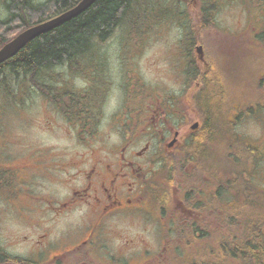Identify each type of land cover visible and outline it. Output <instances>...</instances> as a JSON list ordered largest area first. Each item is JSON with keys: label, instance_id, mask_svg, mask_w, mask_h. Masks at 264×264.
I'll return each mask as SVG.
<instances>
[{"label": "rangeland", "instance_id": "374dc122", "mask_svg": "<svg viewBox=\"0 0 264 264\" xmlns=\"http://www.w3.org/2000/svg\"><path fill=\"white\" fill-rule=\"evenodd\" d=\"M34 1L44 3L48 0ZM3 2L5 0H0V12ZM241 6V2L223 5L219 9L216 25L207 29V33H213L206 35L203 32L202 37H210L208 40L210 44L213 42L217 45L219 41L225 45L221 38L218 40L214 37H223L215 31L226 29L239 32L248 29L252 21L246 18ZM189 15L185 0H134L113 35L107 41L96 45L91 55L83 58L85 61L79 69H69L64 66L50 70L51 74H54L50 77L64 79L55 82L56 89L83 94L85 102L89 99L86 97L90 94L89 90L94 91V88L103 96L102 102H96L98 116L99 113L102 116L97 123V131L88 130L82 125L79 128L69 123L65 115L58 111L55 102L39 90L36 91L37 88L31 81L25 80V76L0 77V165L10 170L13 166L29 164L28 168L15 176L16 187L7 184L5 187L7 191L0 194V241L7 252L34 258L31 246L34 240H39L44 233L42 212L51 203L47 200L63 201L67 198L70 189L81 186L83 181L81 172L90 167L92 150H96L95 153L99 154L102 150L108 151L121 144L123 138L128 135L126 132L133 130L130 128L133 126L131 120L134 118L132 111L143 110L141 107L143 99H150L147 104L151 105L152 101L166 112L160 115L166 118L161 127L164 133L159 132L152 137L149 131L144 132L134 142L133 148L142 149L145 142L150 140L148 157L154 158L157 164L147 169L156 170L153 176L157 180L162 176L160 158L166 156L162 151L163 143L167 144L173 138L171 127L189 128L197 121L200 116L198 107L201 105L196 101L206 92H203L201 86L184 84L181 79L180 70L183 72L186 64L180 56L184 55L185 48L194 47L197 41L194 37L190 36L186 39L183 36V26L188 28V32H192V28L196 27L199 30L202 26L196 21V9L193 12L195 18H189ZM184 19L187 22L184 23ZM260 24L258 19L254 20L257 29H260ZM223 45L219 46L223 47ZM87 65L89 72L91 73L92 70V74L95 72L97 76L100 75L98 80L103 79V81H95V83L91 81L93 79H87L84 75L86 71L84 66ZM186 93L190 94L188 98L191 103L186 104L185 110L183 97ZM173 98H175V108L178 109L174 113H172L174 104L171 105L168 101V99L174 100ZM202 103L212 113L221 108L214 97H204ZM188 108L195 116L188 114ZM92 110L90 115L97 116L95 109ZM232 113L227 114L225 123L222 118L218 126L224 128L223 124L231 123V126L226 125V127L232 129L235 127L237 133L249 139L246 142L252 145L258 154L263 153L264 120L261 122V117L258 119L242 112L241 114L237 112L234 118ZM162 121L163 117L157 121L159 128ZM234 122L236 123L233 125ZM150 123H154L151 117ZM161 136H164L165 140H162ZM262 179L264 181V178ZM256 185H259L258 181ZM158 190L157 182L156 191ZM86 208L87 205L81 204L63 215L59 224L52 230L50 238L54 237V241L59 240L61 237H56L65 230V226L78 220ZM15 209L21 217L31 221L16 218L17 216L12 214ZM146 210L151 214L126 215L119 221V225L126 231L125 235L133 237L127 254L131 255L136 250L141 251V254L134 259L128 256L127 263L123 260L122 264H146L154 261L150 259L154 254L159 259V254L161 258L162 253H166L165 247L174 239L172 237L174 235L170 237L162 227V223L153 218L159 216L157 211L153 212L147 207ZM6 212H10L11 215ZM215 224H213L214 228ZM119 242H121L119 239L112 242V248H119L117 244ZM58 249L60 246L54 247V251Z\"/></svg>", "mask_w": 264, "mask_h": 264}, {"label": "trees", "instance_id": "16d2710c", "mask_svg": "<svg viewBox=\"0 0 264 264\" xmlns=\"http://www.w3.org/2000/svg\"><path fill=\"white\" fill-rule=\"evenodd\" d=\"M80 1L48 0L44 3H35L34 0H5L1 3L0 12V48L28 27L67 11ZM133 1H95L79 15L37 36L15 55L2 61L0 77L25 76V80L31 81L37 88L36 91L39 90L55 102L70 121L81 122L84 128L97 131V123L102 116L100 113L98 116L97 106L94 107L93 100L88 99L85 102L83 94L56 89L55 82L64 79L50 77L54 75L50 70L64 66L79 69L85 61L83 58L91 55L96 45L107 41L113 35ZM210 6L208 1L200 0L194 9L197 13L196 21L202 26L199 30L198 27L192 28V32H188V28L183 26L185 30L183 36L186 39L190 36L196 38L194 47H189L193 53L198 44L204 45L209 72L208 81L201 86L203 92H206L200 97L216 98L221 108H218L215 114H209V117L207 115L204 128L192 135L190 140L185 141L176 156L170 154L161 157L162 176L160 172L161 177L150 182L148 187L161 207L162 216L163 212L177 214L163 221L167 228L165 232L174 235L172 237L175 240L164 254L165 260L149 264H264V189H259L253 184L248 169L256 160L254 149L242 141L232 127H226L231 126V123L226 125L222 123L224 128L217 126L220 125L219 118L224 115L225 123L230 112H233V117L237 112L258 117L256 113L264 110V86L261 87L264 82L260 81L264 76V51L256 60L250 59L251 53L242 54L239 60L241 67L239 80L234 85L225 82L220 84L217 80L222 77L219 76L222 73L218 71V65H224L226 61L217 62L214 51L216 45L210 44L208 41L210 37H202L203 24H207L208 28L216 25L217 20ZM247 7L248 10L251 9L249 4ZM185 21L184 19V23ZM246 42H249V39L241 37V44ZM244 47L264 48V45L252 47L247 43L241 45V48ZM259 62L260 67L256 64ZM84 67L86 68L84 75L91 77L88 65ZM189 70L192 72L194 83L196 79L202 80L201 66L198 62L192 61ZM252 73L255 74L252 76ZM98 81L101 82L103 79H97L96 82ZM97 92L98 90L95 92L89 90L90 94L86 97L95 93L97 97L100 96L98 101L100 103L103 96ZM94 100L97 102V98ZM92 108L95 109L97 116L90 115ZM137 123L138 120L134 125ZM219 131L223 132L222 136L218 135ZM189 166L192 167L190 172ZM12 179L11 172L0 165V193L7 191L5 187L7 184L11 185ZM152 183H155L154 188L151 187ZM175 186L181 189V202L177 205L195 206L201 210L199 214L189 216L183 212L180 214L178 209L166 210L168 203L174 202ZM222 191L223 199L218 197ZM205 200L207 204L204 206ZM219 222L223 223V228L215 229L213 224ZM208 224L206 230L205 226ZM0 264L39 263L11 256L0 244Z\"/></svg>", "mask_w": 264, "mask_h": 264}, {"label": "flooded vegetation", "instance_id": "af4514ba", "mask_svg": "<svg viewBox=\"0 0 264 264\" xmlns=\"http://www.w3.org/2000/svg\"><path fill=\"white\" fill-rule=\"evenodd\" d=\"M185 1L189 8V18H195V16L192 14L194 12L193 6H198L200 0ZM206 1H208V3L211 5L210 7L213 8L215 18H218V13L220 11L219 9H221L223 5L241 2V8L243 7V11L246 13V18H250L252 21L250 23V27L243 31H215L218 35L222 34L221 36L223 37H214L218 40L221 38L225 44L223 45L222 42L219 43V41H217V45L215 44L216 46L214 51L217 55L216 60L217 62L226 61L224 65H218V71H221L222 73V75L219 74V76L222 77L217 81L220 84L225 82L234 85L240 78L241 67L239 60L242 57V54L245 53L247 55L251 53L250 59L256 60L260 57V55H262V52L264 51V48H241V45H246L247 43L252 45V47L264 45V0ZM248 4L251 7L250 10L247 9ZM202 18L208 17L202 16ZM255 19H258L261 22L260 29H257L254 25ZM203 29L206 35L210 33H207V24H203ZM212 33L213 32L210 34ZM241 37H244V39H249V42L241 44ZM211 43L214 44L213 42ZM219 45H223V47H219ZM181 57H183L184 63L186 64V68H183L184 73L182 70H180L181 79L184 84L192 86L194 83L192 80V72L190 70L188 71V67L192 61L197 62L198 59L190 48H185L184 55L182 54ZM200 62L198 63L201 66L202 80L197 81L196 79L194 83L196 86H203V83L208 81L209 62L205 56L202 57ZM260 63L261 62L256 63L258 64V67H260ZM255 73H252V76ZM96 76L97 74L94 72L92 77L95 79ZM260 81L264 82V76ZM260 84L262 83L260 82ZM262 86H264V83L261 85V87ZM189 95L190 94L186 93L183 97L185 102V110L186 104L191 101L188 98ZM222 97L223 96H220V98ZM160 110V105L154 103L151 105L144 104L142 113L145 114V126L141 128V131L137 130L130 135H126L120 145L108 151L102 150L99 154H96V150H92L91 165L88 170L81 172L83 175L81 186L79 188L70 189L67 198L63 201H53L51 199L47 200L48 203L51 202V206H47L46 210L42 212V224L45 227L44 233L39 240H34V243L31 246L32 252L34 253V258H29L28 256H17L9 252L8 254L14 257L29 259L39 264H122L123 260L127 263V260L129 259L128 256H130L131 259H134V257L141 254V251L138 250L133 252L131 255L127 254L129 251V245H131L133 242V237L125 235L126 231L119 225V221L123 220L126 215L142 216L144 214H151L146 210V207L148 209H152L153 212L156 210L159 215L161 213V207H159V205L156 203V200L148 193L149 180H151L152 177V170L148 171L147 168L156 163L154 158L148 157L151 141H147L142 149L135 150L133 148L134 142L140 138L144 132L149 131V135L152 137H155L159 132L164 133V131H161V127L166 121V118L164 116H160L162 111ZM188 114L190 116H195L192 115V110L190 108H188ZM150 117L153 119L154 123H150ZM161 117H163V121L160 123L159 128L157 121ZM262 120H264V117ZM202 121L204 122L199 121L200 126L197 131L204 128L206 124L205 117L202 118ZM74 124L79 126L83 123L78 122ZM170 132L171 134L173 132V135L178 132L176 137L177 141L171 146L170 149L171 154L174 156L180 152L181 145L184 144L185 141L190 140L192 135L196 133L192 132L187 126H182L181 128L179 127V129L171 127ZM161 137L162 140H165L164 136ZM250 146L253 148L252 145ZM253 149L256 160L252 164V172H256L258 171L259 166H264V147L262 149L263 153L259 154L256 152L255 148ZM28 167L29 164L23 163L19 166L11 167L10 170L13 174V177L15 178V176L19 175V172L25 170ZM260 188L264 189L261 186ZM223 196L224 192L222 191L218 197L223 199ZM21 197L27 200L25 197ZM81 204L87 205V208L80 214L78 220L65 226V230L56 237H61L59 240L54 241V237L51 239V232L54 227L59 224L60 218ZM206 204L207 200L204 201V206ZM16 209L12 212L14 216H17L16 218L24 219L27 222L31 221L27 218L25 219L21 217L16 212ZM177 209L179 210L180 214L186 213L189 216H194L201 212V210L195 206L184 207L183 204L181 206L176 205L174 207V211H177ZM6 213L11 215L10 212ZM214 226L215 229H222L223 223L219 222ZM208 227L209 224L205 226V229L207 230ZM116 239H119L121 242L117 243L119 244V248L113 249V245L111 243ZM0 244L2 246L1 241ZM56 246H60V249L54 251V247ZM166 248L167 247H165V249ZM123 252L126 253L124 254Z\"/></svg>", "mask_w": 264, "mask_h": 264}, {"label": "water", "instance_id": "95a60500", "mask_svg": "<svg viewBox=\"0 0 264 264\" xmlns=\"http://www.w3.org/2000/svg\"><path fill=\"white\" fill-rule=\"evenodd\" d=\"M95 1L97 0H81L80 3H78L73 8L58 15L57 18H54L44 23H38L34 26H31L23 30L15 38H13L11 41L7 42L2 48H0V63L15 55L32 39L53 29L57 25L79 15L87 8H89ZM198 52L200 53L202 52V46L198 47ZM196 127L197 124H194L192 126V128H196Z\"/></svg>", "mask_w": 264, "mask_h": 264}, {"label": "bare ground", "instance_id": "6f19581e", "mask_svg": "<svg viewBox=\"0 0 264 264\" xmlns=\"http://www.w3.org/2000/svg\"><path fill=\"white\" fill-rule=\"evenodd\" d=\"M78 3H80V2H78ZM77 5V4H76ZM75 5V6H76ZM73 8V7H72ZM62 14V13H61ZM60 15V14H59ZM58 17V15L57 16H55V17H53V18H51V19H49V20H52V19H54V18H57ZM49 20H47V21H49ZM47 21H44V22H47ZM44 22H42V23H44ZM57 74V73H56ZM60 74V73H59ZM52 76V75H51ZM53 77H55V76H53ZM56 78V77H55Z\"/></svg>", "mask_w": 264, "mask_h": 264}]
</instances>
